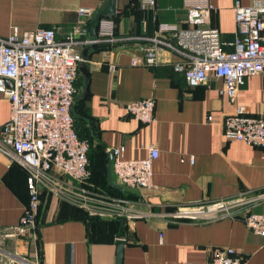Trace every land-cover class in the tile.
<instances>
[{
	"label": "crops",
	"instance_id": "crops-1",
	"mask_svg": "<svg viewBox=\"0 0 264 264\" xmlns=\"http://www.w3.org/2000/svg\"><path fill=\"white\" fill-rule=\"evenodd\" d=\"M113 1L115 12L102 16L118 18L117 35L109 40V49H96L100 39L92 22L99 11L110 10L111 0H0V38L8 37L14 27L20 32L41 27L55 29L56 38L64 40L75 25L87 24L79 48L82 52L89 48V80L79 64L72 107L80 130L94 131L90 132L91 175L86 186L124 198L128 210L141 216L92 215L66 196L44 191L36 243L13 240L8 251L46 264H115L117 241L123 239V264L206 262L216 250L227 247L236 249L249 264H264V238L253 233L242 216L173 219L184 205L264 189V147L224 136V117L235 112L238 104L253 115L263 114V77H247L237 99L231 101L219 92L220 78L187 85L183 68L189 58L184 52L163 47L157 52V65H142L144 48L152 44L159 23L184 24L186 0H157V9L142 6L140 0ZM235 1L210 0L214 6L211 25L220 30L226 49L232 48L236 33ZM241 1L248 5L255 0ZM80 7L89 8L90 13L81 15ZM134 59L140 64L134 65ZM148 97L156 101V120L143 123L125 104ZM9 114V100L1 98L0 124ZM120 145L126 148L125 156L134 159L146 157L151 145L158 147L154 188L120 186L112 167L109 171L110 152ZM27 178V168L0 151V230L19 224L29 202ZM252 209L264 212V203Z\"/></svg>",
	"mask_w": 264,
	"mask_h": 264
},
{
	"label": "built area",
	"instance_id": "built-area-1",
	"mask_svg": "<svg viewBox=\"0 0 264 264\" xmlns=\"http://www.w3.org/2000/svg\"><path fill=\"white\" fill-rule=\"evenodd\" d=\"M140 2L144 7L157 9V0ZM186 3L188 14L184 24L159 23L151 37L152 44L144 48L141 64L157 65V52L163 47L179 50L189 58L183 68L188 86L208 84L214 76L223 81L220 94L235 101L247 77L260 74L264 79V0L248 5L235 1L236 33L231 49L225 48L227 43L222 40L220 30L211 25L214 6L210 0H186ZM78 11L81 15L90 13L87 7ZM97 32L100 40L113 39L114 18L102 17ZM86 33L87 24L81 22L64 40L56 38L55 29L41 27L25 32L14 27L8 37L0 38V99L7 98L10 103L9 118L0 124V151L12 155L27 168L30 194L19 224L0 230L3 240L36 243L41 196L49 190L66 196L92 215L128 219L141 216L128 210L124 198L108 196L86 186L91 175L90 144L79 136L72 114L78 67L83 60L80 37ZM133 64L140 62L134 59ZM125 107L143 123L156 120V101L152 97L126 102ZM224 136L264 147V110L256 116L245 105L238 104L235 112L224 117ZM112 151V170L120 186L154 188L153 164L159 157L156 145L150 146L144 158H127L124 145L113 147ZM259 203H264V189L184 205L173 219L211 221L242 216L249 229L264 238V212L252 209ZM0 263L46 264L31 262L1 244ZM187 264H249V261L236 249L227 247L216 250L206 262Z\"/></svg>",
	"mask_w": 264,
	"mask_h": 264
},
{
	"label": "water",
	"instance_id": "water-1",
	"mask_svg": "<svg viewBox=\"0 0 264 264\" xmlns=\"http://www.w3.org/2000/svg\"><path fill=\"white\" fill-rule=\"evenodd\" d=\"M115 12V6H114V1L111 0V7L110 10H101L98 12L96 18L92 22V28L95 30L96 25L100 21L101 17L108 16L109 13H114ZM89 48H85L82 52L83 60L80 62V69L83 71V73L86 76V79L89 80V71L86 68V61L90 59V54L88 53ZM8 85L12 86V81L8 80ZM112 160H113V151L111 150L110 152V160H109V171L111 172V167H112ZM124 248H125V240L119 239L117 241V257H116V263L115 264H123L124 260Z\"/></svg>",
	"mask_w": 264,
	"mask_h": 264
},
{
	"label": "trees",
	"instance_id": "trees-1",
	"mask_svg": "<svg viewBox=\"0 0 264 264\" xmlns=\"http://www.w3.org/2000/svg\"><path fill=\"white\" fill-rule=\"evenodd\" d=\"M110 17H111V16H110ZM112 18H114V20H115V22H116V32H115V35H117L118 18H117L116 15H112ZM95 47H96L97 50H99V49H109V48L112 47V43H111L109 40H100L99 43H96V44H95ZM183 74H184V72H183ZM72 114H73V116H74V120H75V128H76V131L78 132L79 136H80L82 139L87 140V141L89 142V144H90V148H89V157H90L91 146H92V141H91V139H92V137H93L92 134L94 133V131L90 129V132H91L92 134H91L90 132L86 134L83 130H80L79 125H78V123H77V119H76L75 114H74V111L72 112ZM27 185H28V183H27ZM28 190H29V188H28ZM29 196H30V194H29Z\"/></svg>",
	"mask_w": 264,
	"mask_h": 264
},
{
	"label": "rangeland",
	"instance_id": "rangeland-1",
	"mask_svg": "<svg viewBox=\"0 0 264 264\" xmlns=\"http://www.w3.org/2000/svg\"><path fill=\"white\" fill-rule=\"evenodd\" d=\"M9 240V239H8ZM8 240H3L2 239V236H1V234H0V244L3 246V247H5L6 248V250H9V251H12L11 250V248L10 249H8V244H12L11 246H14V243H13V240H11V242H8Z\"/></svg>",
	"mask_w": 264,
	"mask_h": 264
}]
</instances>
